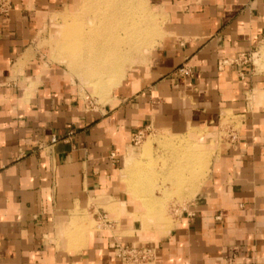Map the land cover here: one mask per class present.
Here are the masks:
<instances>
[{
    "label": "crops",
    "instance_id": "crops-1",
    "mask_svg": "<svg viewBox=\"0 0 264 264\" xmlns=\"http://www.w3.org/2000/svg\"><path fill=\"white\" fill-rule=\"evenodd\" d=\"M157 1L168 17L160 46L92 109L35 48L40 15L63 0L0 11V264H122L114 240L156 248L157 264H264V73L219 66L263 53L264 0ZM185 63L190 78L176 75ZM224 111L240 119L238 140L218 152L167 235L143 231L121 179L134 137H213ZM105 207L121 218L99 230L83 211L101 219Z\"/></svg>",
    "mask_w": 264,
    "mask_h": 264
},
{
    "label": "rangeland",
    "instance_id": "rangeland-1",
    "mask_svg": "<svg viewBox=\"0 0 264 264\" xmlns=\"http://www.w3.org/2000/svg\"><path fill=\"white\" fill-rule=\"evenodd\" d=\"M16 1L0 0V11L10 8ZM125 1L129 4L131 2L130 0ZM133 1V5L136 3L141 7L140 9L149 12V29L144 33V38L133 45V51L120 48L114 56L105 60L110 62L111 67L108 70L110 72L105 75L106 77L94 75L92 73L94 65L81 60L83 57L78 56L80 51L72 49L71 44L62 39L66 30L68 31L69 26L74 23L81 24L86 30H89L91 26L89 23L87 25L85 19L98 16L97 8L99 5L103 7L102 0H63L62 4L44 9L40 15L41 25L35 41V48L39 51L40 61L46 69L51 66H58L65 70L67 77L71 79L79 92L85 109L110 103L115 89L121 85L127 73L134 67H145L148 61L150 62L152 53L160 46L166 35L168 17L162 4L157 0ZM118 7H121V4ZM138 8L135 9L137 13ZM116 17L119 18V15ZM113 32H117L116 34L120 32L121 34L123 31L119 26V29L115 27ZM262 51H264V42L257 53ZM263 54L264 52L262 55H255L250 64L252 68L257 69V72L262 73H264ZM255 61L261 69L255 65ZM121 76L124 77L119 82L120 84L118 83L119 85L117 84L107 94H97L91 87L96 78L100 79V82L105 78L103 81L114 83ZM249 97L255 98L256 94H251ZM239 121L240 119L232 112L224 111L219 133L206 139L202 138L204 135L202 131H198V135H196L197 133L173 135L168 131L155 130L142 132L139 142L132 144L122 162L121 179L124 184V197L132 198L133 202L140 207L139 212H143L142 215L136 216L137 220L142 223L143 231L157 232L163 236L168 234L169 229L171 231L176 220L182 215L183 209L187 208L208 177L213 159L230 143L228 128L238 129ZM130 182L134 187L140 188L138 196L144 199L143 202L138 203L135 199V194L129 189L128 183ZM149 203L155 205L153 209L155 213H158L155 215L156 218L149 217V210H147ZM104 211L105 213L102 214L109 215L108 220L110 222L120 221L121 217H112L111 214L113 213L108 208L105 207ZM83 213L88 218L99 221V225L102 227L99 230L110 228L92 211L86 210ZM98 213V211L95 212V214ZM160 215L163 217H158ZM90 225L91 229L98 226L96 222H92ZM116 228L117 230L120 229L118 224Z\"/></svg>",
    "mask_w": 264,
    "mask_h": 264
},
{
    "label": "bare ground",
    "instance_id": "bare-ground-1",
    "mask_svg": "<svg viewBox=\"0 0 264 264\" xmlns=\"http://www.w3.org/2000/svg\"><path fill=\"white\" fill-rule=\"evenodd\" d=\"M130 1L129 4L125 0H102L104 4L103 7L99 5L97 8V12H99L98 16L96 18L87 17L85 19L87 25L89 23V26H91L89 30H86L81 24L78 25L74 23L72 26H69V30H66V34L62 36V39H65L71 44L72 49L80 51L78 56L83 57L81 60L90 63V65H94L92 73L96 76L106 77L105 75L110 72L108 70L111 67L110 62H106L105 60L114 56L116 51L120 48L133 51V45L141 41L144 38V33L149 29V12L140 9L141 7L136 3L133 5V0ZM120 4L121 7H118ZM135 6L139 7L138 13L135 10ZM117 15H119V18L116 17ZM119 26L123 32L121 34L120 32L116 34L117 32H113V29H115V27L119 29ZM262 59H264V54ZM257 66L260 67V65ZM123 77L124 76H121L114 83L103 81L105 78L100 82V79L96 78L91 84V87H93L97 94H107V92L117 86ZM128 184L130 186H128L130 191L135 194V199L138 203L143 202L144 199L138 196L140 188L134 187L131 182ZM149 202H151L150 199ZM154 207L155 205H150V203L149 207L147 206V208H149L147 209L149 210V217L156 218L155 215L158 213H155ZM158 217L163 216L160 215ZM164 224L167 223L164 222Z\"/></svg>",
    "mask_w": 264,
    "mask_h": 264
},
{
    "label": "built area",
    "instance_id": "built-area-1",
    "mask_svg": "<svg viewBox=\"0 0 264 264\" xmlns=\"http://www.w3.org/2000/svg\"><path fill=\"white\" fill-rule=\"evenodd\" d=\"M256 53H243L238 56L237 59H223L219 62L220 67H225L227 65H249L252 63ZM176 75L180 78H190L193 76V68L187 63L183 64L179 69L176 70ZM235 128H230L228 130V138L231 143H235L238 140V134ZM142 132L139 133L132 143L137 144L139 142ZM56 142V139H53ZM185 209H183V212ZM189 216H194L193 213H189ZM101 220L106 223V225H111L112 222L108 220L107 215H102ZM110 248L114 251L115 255L121 260L122 264H157V250L154 247L149 246H131L122 243L119 240H114L110 243Z\"/></svg>",
    "mask_w": 264,
    "mask_h": 264
}]
</instances>
